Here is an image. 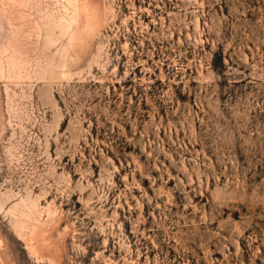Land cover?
<instances>
[{"label":"rangeland","instance_id":"1","mask_svg":"<svg viewBox=\"0 0 264 264\" xmlns=\"http://www.w3.org/2000/svg\"><path fill=\"white\" fill-rule=\"evenodd\" d=\"M0 264H264V0H0Z\"/></svg>","mask_w":264,"mask_h":264},{"label":"bare ground","instance_id":"2","mask_svg":"<svg viewBox=\"0 0 264 264\" xmlns=\"http://www.w3.org/2000/svg\"><path fill=\"white\" fill-rule=\"evenodd\" d=\"M77 8H78V6H77ZM80 12L84 14V16H85L84 18L86 19V16H88V14H87V15L85 14V10H84V8H80ZM86 24L89 25L88 22H86ZM58 26H59V25H58ZM60 27L62 28V30H63L64 32H67V31H68V28H69V24H68V22H67V23H63V22H62V24H60ZM16 223H17V226L21 228V223H20L19 221H16ZM32 235H34V234L32 233ZM30 237H31V236H30ZM34 237H35V236H34ZM31 238H32V237H31Z\"/></svg>","mask_w":264,"mask_h":264}]
</instances>
